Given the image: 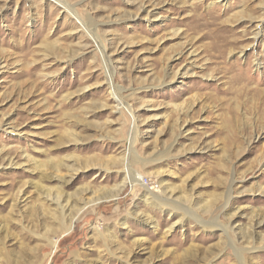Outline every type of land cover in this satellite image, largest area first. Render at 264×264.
<instances>
[{
  "label": "rangeland",
  "instance_id": "374dc122",
  "mask_svg": "<svg viewBox=\"0 0 264 264\" xmlns=\"http://www.w3.org/2000/svg\"><path fill=\"white\" fill-rule=\"evenodd\" d=\"M0 264H264V0H0Z\"/></svg>",
  "mask_w": 264,
  "mask_h": 264
},
{
  "label": "bare ground",
  "instance_id": "6f19581e",
  "mask_svg": "<svg viewBox=\"0 0 264 264\" xmlns=\"http://www.w3.org/2000/svg\"><path fill=\"white\" fill-rule=\"evenodd\" d=\"M133 181H135V179H132ZM137 181V182H136ZM135 183H139L141 180H136Z\"/></svg>",
  "mask_w": 264,
  "mask_h": 264
}]
</instances>
